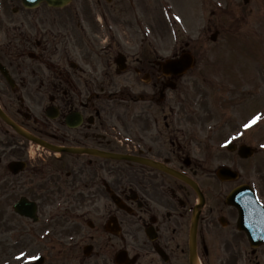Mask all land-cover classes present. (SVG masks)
I'll use <instances>...</instances> for the list:
<instances>
[{"label": "flooded vegetation", "instance_id": "obj_1", "mask_svg": "<svg viewBox=\"0 0 264 264\" xmlns=\"http://www.w3.org/2000/svg\"><path fill=\"white\" fill-rule=\"evenodd\" d=\"M225 5L0 0V109L60 149L31 147L0 114V264H264V243L244 229L256 207L249 196L228 200L248 184L264 207V167L251 162L258 132L242 135L237 123L226 131L230 150L214 126L205 133L187 121L195 106L178 93L185 75L206 73L220 53L209 44L222 47ZM218 109L225 117L227 105ZM242 145L256 154L242 158ZM215 154L230 157L213 164ZM19 158L27 166L14 172ZM220 167L231 171L219 178ZM26 200L36 203L32 216L18 211Z\"/></svg>", "mask_w": 264, "mask_h": 264}, {"label": "rangeland", "instance_id": "obj_2", "mask_svg": "<svg viewBox=\"0 0 264 264\" xmlns=\"http://www.w3.org/2000/svg\"><path fill=\"white\" fill-rule=\"evenodd\" d=\"M240 2L242 7L240 6ZM224 19L225 41L223 46L225 48L222 50L220 56L211 59L212 62L215 61V64L211 61H209V64L215 66L216 71L222 74L221 76L225 79H237L242 84L245 83L249 86L259 85L254 87L252 94L249 95L246 89L250 87L240 84L242 94L246 92V95L240 94L239 96L238 92H234L235 88L233 89V84H229L230 91H224V89L217 90L218 88L212 90L209 87L203 86L201 81L197 84V80L193 76L183 77V90H179L178 93L181 94V98L185 99V102L186 100L189 103L192 101L195 106V109L187 116V121L190 120L191 116L194 127L199 128L200 131L205 129V133H208L210 128L214 126V130L216 131L212 136L214 139L218 136L224 139V137L230 134V132L226 131H229V129L233 131L235 129L234 125H237V123L244 124L247 117L253 111L261 113L260 118H256L255 127L257 126V129L255 131L264 130V106H262L264 104V0H250L248 4H244L243 0H226ZM198 77H201V75H198ZM190 81L195 86L188 91L185 85H189ZM237 98H239L237 105L230 106L228 104ZM210 100L217 103L218 106L221 103H223V106L227 105L225 117L219 118L217 115H214L217 108L213 105L210 106ZM182 106L186 105L182 104ZM186 108L183 107V111L181 112L183 115L187 113L185 111ZM233 114L236 115V118L228 117L229 115L233 116ZM216 120L220 121L216 122ZM227 122L230 125L227 124L225 126ZM258 136L260 138L258 143L262 142V145H264V131H261V136L260 134ZM221 155L226 159L230 157L227 154H215L218 158ZM257 157L262 159L259 160L261 164L264 163V147H262L259 154L251 162H258ZM217 162L218 160H215V164ZM262 166L264 167V165ZM9 189L10 185L8 184L2 189V192L4 190L6 192ZM6 235L3 234L2 236L7 237Z\"/></svg>", "mask_w": 264, "mask_h": 264}, {"label": "snow or ice", "instance_id": "obj_3", "mask_svg": "<svg viewBox=\"0 0 264 264\" xmlns=\"http://www.w3.org/2000/svg\"><path fill=\"white\" fill-rule=\"evenodd\" d=\"M257 119H259V117ZM257 119H254L251 123L255 124L257 122ZM244 127L248 128V127H250V125L249 124H245ZM261 147H264V145H262Z\"/></svg>", "mask_w": 264, "mask_h": 264}]
</instances>
